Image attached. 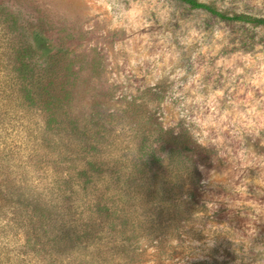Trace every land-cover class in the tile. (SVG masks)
Wrapping results in <instances>:
<instances>
[{
	"label": "rangeland",
	"instance_id": "obj_1",
	"mask_svg": "<svg viewBox=\"0 0 264 264\" xmlns=\"http://www.w3.org/2000/svg\"><path fill=\"white\" fill-rule=\"evenodd\" d=\"M199 1L229 15L264 18V7L256 0ZM110 5L111 0H0V264H53V183L58 176L53 154L42 161L46 144L40 117L13 95L9 71L15 63L7 57L12 45L8 36L25 43L37 26L56 47L69 52L71 109L83 126L100 132L114 146L149 119L150 125L156 121L166 129L174 127L163 101L169 76L182 65L169 60L157 69L147 61L134 63L140 47L150 54L157 51L154 41L145 44L142 37L178 29L180 21L188 20L201 22L206 34L223 25L246 50L256 44L257 34L264 44V27L221 20L181 2L175 22L165 27L157 21L138 32ZM196 39L207 44L211 36ZM129 41L134 42L131 48ZM234 87V97L248 99L251 86ZM253 94L260 96L259 90ZM198 139L199 154L191 158L189 170L193 179L180 191L186 203L179 222L162 215L158 222L169 220L172 228L165 224L155 236L145 231L119 236L116 243L105 230L99 245L88 249L84 264H264V250L253 253L255 244L264 243V126L259 118L244 120L242 109H237L213 134ZM76 165L78 161L70 173L79 168ZM42 201L53 215L48 223L41 221ZM76 206H69L67 215L73 228L100 224L99 216ZM130 217L134 223L142 219L136 211ZM78 259L62 264H79Z\"/></svg>",
	"mask_w": 264,
	"mask_h": 264
},
{
	"label": "trees",
	"instance_id": "obj_2",
	"mask_svg": "<svg viewBox=\"0 0 264 264\" xmlns=\"http://www.w3.org/2000/svg\"><path fill=\"white\" fill-rule=\"evenodd\" d=\"M179 2L221 20L264 27L263 17L229 15L199 0ZM26 39L23 43L8 36L12 45L7 57L15 63L9 71L10 84L15 99L25 109L34 110L43 123L40 134L46 145H42V161L52 154L57 159L54 216L44 201L39 207L43 223L53 216V264L75 258L84 264L88 249L99 245L105 230L116 243L119 236L143 231L155 236L165 224L166 229L172 228L169 220L162 224L157 219L168 214L177 223L182 216L186 202L180 191L193 179L191 158L199 154L195 140L156 121L150 125L149 119L148 126L132 129L126 141L108 145L107 137L83 126L71 109L69 52L56 47L37 26H32ZM75 161L79 168L72 174L69 168ZM76 202V210L99 216L100 224L95 226L94 221L73 228L67 215ZM133 211L141 214V221L134 223L130 217Z\"/></svg>",
	"mask_w": 264,
	"mask_h": 264
},
{
	"label": "clouds",
	"instance_id": "obj_3",
	"mask_svg": "<svg viewBox=\"0 0 264 264\" xmlns=\"http://www.w3.org/2000/svg\"><path fill=\"white\" fill-rule=\"evenodd\" d=\"M256 3L264 7V0H256ZM110 6L126 21L127 27L137 32L157 21L167 27L175 22L180 11L179 0H111ZM153 15L155 21H152ZM179 23L178 29L142 37L145 44L154 41L157 51L150 54L142 46L138 56L133 57L134 63L147 61L157 69L169 60L182 65L169 76V88L163 101L170 109L175 134L183 132L199 143V136L213 134L217 125L237 109H242L244 120L259 118L264 126V44L259 43L261 34L256 35V44L246 50L223 25L214 26L206 34L199 21ZM205 35L211 36L207 44L196 39ZM133 45L134 42L129 41L127 47ZM234 85L251 86L247 100L233 96L237 91ZM255 90H259V98L253 94ZM260 250H264V243L255 244L253 253Z\"/></svg>",
	"mask_w": 264,
	"mask_h": 264
}]
</instances>
